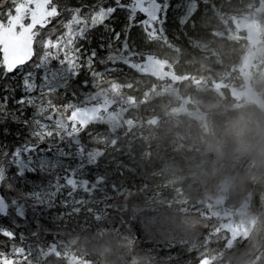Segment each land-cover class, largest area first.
Listing matches in <instances>:
<instances>
[{
    "label": "trees",
    "instance_id": "1",
    "mask_svg": "<svg viewBox=\"0 0 264 264\" xmlns=\"http://www.w3.org/2000/svg\"><path fill=\"white\" fill-rule=\"evenodd\" d=\"M57 2L61 6L65 2L70 6L81 2L91 5L95 0ZM229 4L232 7V18L254 15L260 20L257 33L261 39V53L256 59L257 66L251 69V79L255 81L256 90L264 94V9L261 12L255 11L259 5L258 0H230L229 3L228 0H217L219 10L216 19L211 12H205L195 21L196 27L179 28L173 24L170 29L171 39L178 45V51L169 53L170 58L177 61L174 63L173 72L179 77H189L188 81L164 84L141 69H130L123 64L115 65L120 70L109 74L111 81L108 87L109 96L122 122L115 133L118 143L112 148L94 142L88 133L103 136L108 133V126L89 125L86 132L81 134L82 141L89 148L101 149L104 154L95 165L85 168L84 178L93 181V172L96 170L105 178L115 179L116 184H127L130 192L110 201L114 208H109L108 215L100 221L83 211L65 223L59 222L58 225L52 219L44 217L41 224L62 233V238L47 264H69V257L78 259L73 264L85 261L89 264H201L202 257L211 258L212 255H215V259H211L214 260L212 264L220 261H227L228 264H264V197L261 198L264 195V113L251 101L242 100L237 107L228 90L211 89L210 81H217L219 76L216 75L219 74L204 68L196 53L197 48L202 46L201 41L214 42L218 58L225 63H232L231 79L235 81V86L242 85L237 68L250 48V43L247 35L234 25V21L233 24L230 21L227 13ZM66 19V16L56 18L57 26L54 28L57 29V34L64 31L59 22ZM137 19L143 17L138 15ZM174 20L175 17L171 19L172 22ZM106 23L122 32L127 24V13L118 11ZM51 29L53 28L48 26L43 34L46 35ZM89 36V42H81L84 47L89 51L97 48L98 58L106 57L107 48L101 51L98 45L101 37L107 44L110 33L103 26H99ZM163 40L164 36L158 35L146 42L143 30L133 27L129 43L134 44L137 50H145V58L140 61L143 62L147 55L165 58L166 47L162 45ZM182 59L187 67L197 68L202 65V68L185 69ZM52 67H57L55 61L52 62ZM105 67L113 66L98 62L94 64L96 71H103ZM18 74H14L10 80L0 81V88L4 84L17 88V97L22 94L18 88L22 77ZM198 78L208 80L209 84L199 90L194 84V80ZM191 79L193 83L190 82ZM83 80H89V87L77 88L81 101L86 94L95 91L86 68L81 70V75L74 84L80 85ZM112 84L115 87H111ZM66 99L70 100L72 97L68 96ZM64 102L66 101H57ZM184 106L186 109L181 111L183 113L174 112ZM172 116H176L177 121ZM197 116L201 117L200 120ZM12 130L13 135L0 138V144L6 145L8 149L22 142L15 136L18 131L16 125H12ZM172 130H187L190 138L194 139L201 135L211 144L209 158L224 161L226 167L215 175L203 173L200 179L201 190L193 191L188 202L168 206L142 205L139 203V196L152 187L148 173L142 172L143 166L148 165L153 152L151 153L149 147L128 150L126 141L131 134L167 136ZM156 150L159 156H167L165 146L161 145ZM246 162L249 167L244 170ZM71 163L75 166L77 161ZM14 172L15 169H12L8 175L12 176ZM50 179L53 177L26 173L25 177L16 179L14 183L18 190L29 192L34 184H47ZM0 194L9 199L16 196V192L6 188H0ZM224 210L231 215L228 218L230 221ZM28 215V222H19V227L15 229L17 233L23 232L27 235L35 229L36 225L31 222V212ZM14 218L0 217V225L12 227L11 220ZM81 218L96 223L98 234H93L86 225L80 226ZM179 221L182 224L177 225ZM167 224L172 229H167ZM224 225H229V228L231 226L233 231H244V237L233 238L232 244H227L226 240L231 236L229 230L224 229ZM178 226L180 230H177ZM42 235L47 241L53 240V235ZM4 239L0 237V240ZM169 255L172 259H169Z\"/></svg>",
    "mask_w": 264,
    "mask_h": 264
},
{
    "label": "snow or ice",
    "instance_id": "2",
    "mask_svg": "<svg viewBox=\"0 0 264 264\" xmlns=\"http://www.w3.org/2000/svg\"><path fill=\"white\" fill-rule=\"evenodd\" d=\"M188 3L184 0L177 5L184 8L180 23L185 22ZM5 4L9 6L5 8ZM170 7L171 0H95L91 5L81 2L71 6L67 2L61 6L57 0H0V81L10 80L17 73L22 77L19 97L15 95L17 88L10 84L0 88V138L13 135L12 125H16L15 136L22 141L11 149L0 144V188L16 192L10 199L0 194V217H15L12 227L0 225V237L5 238L0 240V264H47L62 233L40 221L55 208L66 210L52 217L57 225L82 211L100 221L108 215L109 208H114L108 201L115 199L121 189L113 184L110 193L103 176L93 181L84 178L85 168L95 165L104 152L89 148L81 134L89 125H107L109 131L103 136L88 135L96 143L115 148V133L122 122L109 96L108 76L120 70L117 64L134 69L145 58V50H137L129 43L131 29L141 28L146 42L165 35L163 25ZM118 11L127 13L122 32L106 23ZM138 15L143 19L138 20ZM60 16L67 17L59 22L64 31L57 34L53 28L43 34L42 30ZM99 26L110 33L107 44L101 37L98 45L99 50H108L104 58H98L97 48L89 51L84 47L90 41L89 33ZM53 61L57 67H52ZM96 62L113 67L96 71ZM85 68L95 91L81 101L77 88L89 87V80L80 85L74 82ZM68 96L72 99H66ZM58 100L66 102L57 103ZM72 161H77L75 166ZM12 169L15 172L9 176ZM26 173L53 179L47 184H34L32 191L24 192L15 187L14 181ZM29 212L35 229L27 235L17 233L19 222H28ZM42 234L53 235V240L47 241Z\"/></svg>",
    "mask_w": 264,
    "mask_h": 264
},
{
    "label": "rangeland",
    "instance_id": "3",
    "mask_svg": "<svg viewBox=\"0 0 264 264\" xmlns=\"http://www.w3.org/2000/svg\"><path fill=\"white\" fill-rule=\"evenodd\" d=\"M257 7L255 8L256 11ZM254 10V9H253ZM239 18V17H237ZM237 18H233V21ZM243 23V29H240L241 32H244L247 35L248 41L250 43V48L247 49V52L243 55L241 62L237 68L238 76L242 79L243 83L239 87L235 86V81L231 79V74L233 69L225 68L226 63L222 62L221 68L212 69L211 71L215 74H219L217 81L215 84L210 85L211 89L218 90L220 84H224L226 90L229 93H236L233 97L236 101V106L238 107L242 100L247 102L242 96V92L244 89L249 90V92L257 94L254 90L255 81H252V70L257 66L256 59L257 56L261 53V39L258 35L257 27H259L260 20L258 17L250 16V17H241ZM151 54V53H150ZM146 58L145 61L140 62L143 63L144 70L148 72H152L156 74L158 77H161L164 74L163 66H166L159 60L161 65L160 70L154 69L153 65L158 62V59L149 60ZM162 67V68H161ZM203 67L210 70L208 64H203ZM19 75V74H18ZM189 77H179V82H185L190 79ZM39 79V76H38ZM229 81V83H228ZM193 83V80L190 81ZM92 84V80L90 82ZM259 84V83H257ZM203 89L206 85H200ZM200 89V88H199ZM127 103V102H126ZM129 103V102H128ZM133 103V102H132ZM256 106V104H255ZM183 109H186L185 106L181 109H177L174 111L175 113H183L181 112ZM200 120V116H197ZM172 119L177 121L176 116H172ZM127 149H131L134 147H145L151 148L152 158H150L147 162L148 165L143 166V171L148 173V177L150 179L151 190L149 189L144 194L139 196V203L142 205H152V204H161V205H171V204H181L188 202V198L193 191L201 190L202 186L200 184V179L203 173H210L212 175L218 174L222 172L225 167L226 163L224 161L216 160L213 158H209L211 144L207 142L201 135H198L195 139L190 138L189 132L187 130H172L167 136H162L161 134H153L150 135L149 133H139L136 135H132L127 139ZM161 145L165 146L167 150V156L162 157L157 154L156 148H159ZM249 167V163L246 162L244 166V170H247ZM105 168V167H104ZM144 172V173H145ZM97 176H103L99 171L93 172V180ZM105 177V176H103ZM115 184L117 187L121 189V191L116 194V198L119 196L126 195L130 192V188L127 184L120 183L116 184L115 179L106 178L105 180V187H107L108 191L112 192V185ZM225 187V185H222ZM230 187V186H229ZM233 187V186H232ZM33 188L29 190L32 191ZM67 191H65V195ZM115 196V193H112ZM82 195V193H78V196ZM97 196L100 194L97 193ZM264 195L261 196V198ZM115 198V199H116ZM263 199V198H262ZM60 197L57 198V203H59ZM114 200V199H113ZM110 200V201H113ZM110 201L108 203L110 204ZM219 206V205H214ZM100 207H103L101 205ZM66 211L62 207H58L53 209L50 213H48L45 217L48 219H52L57 213H61ZM225 211V214H228ZM217 212V210H216ZM227 219L231 217L230 214L226 215ZM72 218V217H71ZM71 218H65L63 221L60 222H67L71 220ZM87 218L80 219V226H87V229L93 234H98L99 230L96 226V223H92L91 221H87ZM229 220V219H228ZM230 221V220H229ZM177 223V222H174ZM182 224V221H179L177 225ZM186 225V224H185ZM89 226V227H88ZM167 229H172L170 225H166ZM183 229V228H182ZM225 230H229L230 238L226 240L227 244H232L234 241L233 238L238 236L244 237V231H233L231 226L224 225ZM177 230H180L179 226ZM182 232H186L182 230ZM187 234V232H186ZM166 256H164L165 258ZM168 257V256H167ZM208 259H215V255H212L211 258L202 257L201 262H204ZM212 262L214 260H211ZM69 264L74 263V258L69 257L67 259ZM78 264H87L85 262H80ZM217 264H228L227 261H220Z\"/></svg>",
    "mask_w": 264,
    "mask_h": 264
},
{
    "label": "flooded vegetation",
    "instance_id": "4",
    "mask_svg": "<svg viewBox=\"0 0 264 264\" xmlns=\"http://www.w3.org/2000/svg\"><path fill=\"white\" fill-rule=\"evenodd\" d=\"M163 2V0H162ZM230 2V0H228V3ZM184 3V0H171V7L168 9L167 11V20L166 23L163 25L164 28V40H163V47H166V51H165V58H160V57H154L153 55H147V58H149V56H152L149 60H153V59H158V62H156L155 65H153L157 70H160V67H157V63L158 65H161L160 61H162V63H164L166 66H163V71L164 74L161 77H158L156 74L152 73V72H148L146 70H144V66L143 63H138L137 66L135 68L137 69H141L142 71H144L145 74H147L148 76L152 77L154 80L162 82V83H168L170 82L171 84H177L179 82V80L177 79V81H174L173 76H169V73H172L174 76H177L179 78L178 75L174 74L173 72V68H174V63H176L177 61L173 60L172 58H170V54L172 51H178V45L171 39V31L170 29L173 27V24L175 23L179 28H185L187 26L189 27H196L197 24H195V21L201 17L205 12H211V14L213 15V17L216 19L217 18V14H218V7H217V0H189L188 3V14L185 18V22L184 23H180V18L184 13V8L183 7H177L178 4H182ZM9 5H4L5 8H7ZM227 13L230 16V21L233 24V18H232V7L229 4L227 7ZM175 17V20L172 22L171 19ZM241 18V17H240ZM244 18V17H243ZM242 20V18H241ZM224 22V20H223ZM225 23V22H224ZM48 26H50L51 28H54L55 26H57V22H56V18L52 20V23L49 24ZM47 26V27H48ZM240 26H243V24L241 23ZM47 29V28H45ZM44 29V30H45ZM42 30V31H44ZM214 36V35H213ZM201 48H197L196 53L199 56V59L201 60L200 62L202 64H208L210 70H214L216 68H221L222 65V59L218 58L217 55V49H216V45L214 44V42H206V41H201ZM183 67L185 69H201L202 65L195 68V67H190L186 65L184 59L181 60ZM179 62V61H178ZM162 68V67H161ZM225 68L227 69H232V63L230 62H226ZM216 81H210V85L215 84ZM229 83V81H228ZM194 84L198 86V89H202L200 85H208L209 82L208 80H202L201 78H198L196 80H194ZM205 87V86H204ZM224 84H220L218 87V90L215 91H225L226 89L223 88ZM199 89V90H200ZM214 90V89H213ZM257 94L249 92V90L244 89V91L241 93L243 98L247 101H251L253 103L256 104V106L258 107V110L262 111L264 113V94L261 91H257L256 88L254 89ZM253 94L256 95L258 100H252L249 98V96L247 94ZM236 95V93H231V96L234 97ZM133 100H130V103H132ZM74 258V257H72ZM74 260L76 262H78V259ZM89 264V263H88ZM201 264H212V261L210 259L202 262Z\"/></svg>",
    "mask_w": 264,
    "mask_h": 264
},
{
    "label": "water",
    "instance_id": "5",
    "mask_svg": "<svg viewBox=\"0 0 264 264\" xmlns=\"http://www.w3.org/2000/svg\"><path fill=\"white\" fill-rule=\"evenodd\" d=\"M259 1V3H260V6L258 7V11H262L263 10V8H264V0H258ZM235 24L236 25H238V24H240V20L239 19H237L236 21H235ZM169 76H172V74H168ZM173 78H174V81H177V79H178V77L177 76H173ZM248 96H249V98L250 99H252V100H258V98H257V96L256 95H253V94H247Z\"/></svg>",
    "mask_w": 264,
    "mask_h": 264
}]
</instances>
